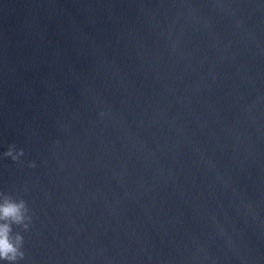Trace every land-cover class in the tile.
I'll return each instance as SVG.
<instances>
[{
	"label": "water",
	"instance_id": "water-1",
	"mask_svg": "<svg viewBox=\"0 0 264 264\" xmlns=\"http://www.w3.org/2000/svg\"><path fill=\"white\" fill-rule=\"evenodd\" d=\"M5 197L0 264H264V0H0Z\"/></svg>",
	"mask_w": 264,
	"mask_h": 264
},
{
	"label": "clouds",
	"instance_id": "clouds-1",
	"mask_svg": "<svg viewBox=\"0 0 264 264\" xmlns=\"http://www.w3.org/2000/svg\"><path fill=\"white\" fill-rule=\"evenodd\" d=\"M23 153L21 152L20 155ZM5 155L13 156L12 150ZM28 209L24 201L15 202L9 197H5L3 202L0 203V260L15 262L23 258V253L20 248L23 243V238L16 235L14 238L11 236V225H22L27 229L30 217L27 215Z\"/></svg>",
	"mask_w": 264,
	"mask_h": 264
}]
</instances>
